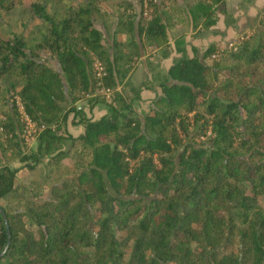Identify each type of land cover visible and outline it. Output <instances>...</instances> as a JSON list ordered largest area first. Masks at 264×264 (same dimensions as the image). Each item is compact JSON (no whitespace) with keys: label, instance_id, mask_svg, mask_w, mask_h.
I'll use <instances>...</instances> for the list:
<instances>
[{"label":"trees","instance_id":"16d2710c","mask_svg":"<svg viewBox=\"0 0 264 264\" xmlns=\"http://www.w3.org/2000/svg\"><path fill=\"white\" fill-rule=\"evenodd\" d=\"M138 1L0 0V264H264V11L232 48L187 56L176 39L138 112L152 87L128 81L141 47L166 57L169 16L185 20L177 0ZM17 10L18 26L4 21ZM224 11L188 9L205 29ZM43 163L66 171L36 199L22 180Z\"/></svg>","mask_w":264,"mask_h":264},{"label":"crops","instance_id":"0c3cea01","mask_svg":"<svg viewBox=\"0 0 264 264\" xmlns=\"http://www.w3.org/2000/svg\"><path fill=\"white\" fill-rule=\"evenodd\" d=\"M196 1L177 0V4L185 12V20L184 23H177L176 18L169 16L171 27L168 31L169 53L166 57L161 56L157 46L141 47L140 57L131 70L133 72L131 83L137 85L143 80L149 79L152 82V87L141 91L140 100L134 104L136 110L138 106L141 107V111L147 110L150 101L160 92L158 87L160 79L158 80L156 74L163 76L167 68L180 58L181 54L175 47L176 39L183 41L182 47L185 54L192 56L194 53L201 54L211 44H215L219 49H224L230 42L237 41L242 34L248 35L260 28L264 0H225V11L214 14L215 23L208 29L202 27L200 17L193 21L188 13V9L193 7ZM157 2L160 3L161 9L169 11L167 0H157ZM144 77L145 79H143ZM96 109H99V116L104 113L102 107L96 106L93 112ZM74 126H77V135L83 131L81 125Z\"/></svg>","mask_w":264,"mask_h":264},{"label":"rangeland","instance_id":"374dc122","mask_svg":"<svg viewBox=\"0 0 264 264\" xmlns=\"http://www.w3.org/2000/svg\"><path fill=\"white\" fill-rule=\"evenodd\" d=\"M28 1L29 0H27V2ZM47 1L51 5H56L59 2V0H47ZM130 1L133 4H135V7H136L137 11L139 12L140 11L139 1L138 0H130ZM148 1L149 0H146V3ZM17 12H18V10L15 11L13 14L5 16L4 21H8V22L12 23L14 26H18L19 25V22H18L19 17H18ZM149 13H150V7L148 8V14ZM144 16H146V15H144ZM97 25H98V27H100L103 30L106 44H108L109 38H108L106 31L104 30V28L101 26L100 23H98ZM0 35L3 38H7V35L5 33V29L3 27V23H0ZM242 35L245 36L246 34H242ZM227 47H228V44L226 45V48ZM135 64H136V62H135ZM132 73L133 72L131 71L129 76H128V81H130V82H131V77L133 76ZM156 76L158 77V80L161 78V76H159L158 74H156ZM143 79H145V77ZM77 105L80 107H84L85 103L83 101H80L79 103H77ZM137 110L141 111L142 109L140 106H138ZM93 115H94V117L99 116V109H96L95 112H93ZM68 130L73 136L77 135V126L69 125ZM27 131H28V129L24 127V137H26V144H27V146L34 147L35 143H36V139H35L36 137L33 139L34 136H33L32 130H29V132H27ZM63 163L68 170H72V164H71V160L69 157L65 158ZM65 171H66V169L60 168V169H56L52 172L43 163V164L38 165L22 181L24 184L28 185V187L30 188L31 195L32 196L34 195V197L36 199H37L36 196H38L40 198L49 197L50 196V190H49L50 184L54 180H58L61 172H65ZM14 206H16V203L10 204L11 208H13ZM127 234H128V232L125 230L121 233V237H125Z\"/></svg>","mask_w":264,"mask_h":264},{"label":"built area","instance_id":"2783aa9c","mask_svg":"<svg viewBox=\"0 0 264 264\" xmlns=\"http://www.w3.org/2000/svg\"><path fill=\"white\" fill-rule=\"evenodd\" d=\"M144 7H145L144 15H148V8L146 7V4H144ZM243 38H244V36L242 35V36H240V37L238 38V40H241V39H243ZM238 40H237V41H238ZM237 41L229 43L227 48H232V47L235 45V43H236ZM100 68H101V67H100V64H99V63H96V69L100 70ZM104 91H105V92H108V89H106V90H104ZM19 108H20V110H21V114H22L23 120H24V122H25V128L28 129L27 132H29V130H32V132H33V136H34L33 139H34V138L36 137L37 132L39 131L40 127L36 126L35 123L32 122L31 119H30L26 114H24V113L22 112V108H21L20 105H19ZM23 137H24V134H23ZM24 140H25V143H26V137H24Z\"/></svg>","mask_w":264,"mask_h":264},{"label":"water","instance_id":"95a60500","mask_svg":"<svg viewBox=\"0 0 264 264\" xmlns=\"http://www.w3.org/2000/svg\"><path fill=\"white\" fill-rule=\"evenodd\" d=\"M7 230H8V228H7ZM6 247H7V246H6ZM6 247H5V249H6ZM5 249H4V250H5ZM2 254H3V252L0 254V257L2 256Z\"/></svg>","mask_w":264,"mask_h":264}]
</instances>
